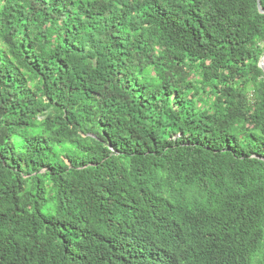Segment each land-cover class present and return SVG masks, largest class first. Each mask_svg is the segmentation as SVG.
Segmentation results:
<instances>
[{
    "label": "trees",
    "instance_id": "16d2710c",
    "mask_svg": "<svg viewBox=\"0 0 264 264\" xmlns=\"http://www.w3.org/2000/svg\"><path fill=\"white\" fill-rule=\"evenodd\" d=\"M263 55L258 0H0V264H264Z\"/></svg>",
    "mask_w": 264,
    "mask_h": 264
},
{
    "label": "water",
    "instance_id": "95a60500",
    "mask_svg": "<svg viewBox=\"0 0 264 264\" xmlns=\"http://www.w3.org/2000/svg\"><path fill=\"white\" fill-rule=\"evenodd\" d=\"M258 6H259L260 11H261V12H264V9L261 7V1H260V0H258ZM261 66H262L263 69H264V55H263V57L261 58Z\"/></svg>",
    "mask_w": 264,
    "mask_h": 264
}]
</instances>
